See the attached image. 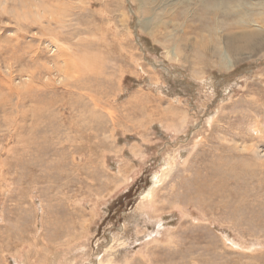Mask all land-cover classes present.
<instances>
[{
  "label": "rangeland",
  "instance_id": "obj_1",
  "mask_svg": "<svg viewBox=\"0 0 264 264\" xmlns=\"http://www.w3.org/2000/svg\"><path fill=\"white\" fill-rule=\"evenodd\" d=\"M0 4V264H264V0Z\"/></svg>",
  "mask_w": 264,
  "mask_h": 264
},
{
  "label": "bare ground",
  "instance_id": "obj_2",
  "mask_svg": "<svg viewBox=\"0 0 264 264\" xmlns=\"http://www.w3.org/2000/svg\"><path fill=\"white\" fill-rule=\"evenodd\" d=\"M1 3H4V1H1ZM7 3H8V1H7ZM6 3V4H7ZM1 6H3V4H0ZM3 8V7H2ZM12 11V10H11ZM45 11V10H44ZM13 14L12 15H14L15 17H16V19L17 18H21V20L23 19V21L24 20H28V18H29V14L31 13V12H29V11H27L26 9L25 10H22V9H20V11L19 12H17L16 11V13L15 12H12ZM44 13V12H43ZM46 13V12H45ZM16 15H18V17L16 16ZM32 15H34V17L35 18H38V19H42V17H44L43 16V14L42 13H40V12H32ZM45 15V14H44ZM30 16H31V14H30ZM33 17V16H32ZM28 21H30V20H28ZM20 24V23H19ZM20 27V26H19ZM22 30V29H21ZM52 34V33H51ZM263 34V33H262ZM55 35H56V33H55ZM57 36V35H56ZM37 38V37H36ZM56 38V37H55ZM60 38V37H59ZM58 38H56L55 40H54V42H55V47H56V50L58 51L59 50V53L61 52L62 54H61V56L63 57V59H62V61H64L66 58L67 59H69L68 57H67V54H66V52H62L61 51V48L59 47L60 45L58 44V40H57ZM51 41V40H50ZM51 42H53V41H51ZM17 43V42H16ZM34 44V43H33ZM65 46H68V45H65ZM67 49V48H66ZM67 50H69V49H67ZM41 57V56H40ZM70 60V59H69ZM71 69V66H69V70ZM67 73V72H66ZM66 76V75H65ZM30 77V76H29ZM28 77V78H29ZM35 77V76H34ZM31 79V78H30ZM69 79V78H68ZM34 81V80H33ZM157 176V175H156ZM154 178H156V177H154ZM159 178L160 177H157L156 179H153V184H152V186L151 187H149V189L143 194L144 195V197L147 199V198H150L152 195H153V193L155 192V188H156V186H157V184H158V182L160 181L159 180Z\"/></svg>",
  "mask_w": 264,
  "mask_h": 264
}]
</instances>
